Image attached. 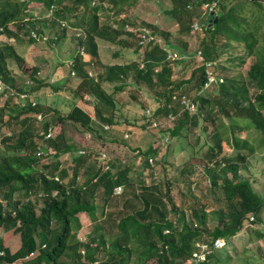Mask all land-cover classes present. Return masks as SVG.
I'll return each instance as SVG.
<instances>
[{
  "label": "trees",
  "instance_id": "obj_1",
  "mask_svg": "<svg viewBox=\"0 0 264 264\" xmlns=\"http://www.w3.org/2000/svg\"><path fill=\"white\" fill-rule=\"evenodd\" d=\"M138 1L0 0V38L7 39L0 41V81L37 102L23 109L17 99L0 94V264H189L199 244L223 239L233 246L243 233L249 234V243L264 239V194L254 187L257 179L248 176L252 163H264V2L172 0L166 14L176 22L179 46L173 48V33L146 23L163 45H138L137 28L128 19ZM207 4L215 5V13L208 12ZM43 25L49 30L47 41L54 45L68 39L69 31L79 32L70 65L77 86L66 113L39 103L46 93L60 91L49 83V76H42L40 67L29 74V88L26 83L18 87L9 69L10 61L19 69L27 62L11 42L21 44L26 37L35 44L32 34L42 39ZM192 40L196 49L190 53ZM99 41L123 50L134 46L135 58L101 72L105 67ZM239 50L243 55L235 56ZM197 52L206 63H216L215 74L223 79L210 89L209 97L204 95L205 64L195 66L187 78L180 77L195 64L189 58L198 61ZM170 53L181 57L169 58ZM98 68L94 78L89 70ZM131 74L136 85L155 93L158 104L151 115L145 113L142 130L156 122L168 141L179 142L186 133L200 132L197 146L189 142L182 149L184 154L192 151L180 165L189 196L179 203L170 177L178 167L161 155L162 147L143 151L132 147L125 135L113 133L120 127L117 99L126 92L125 80ZM105 81L120 85L108 93ZM85 96L94 100L95 119L78 106ZM174 96L189 99L195 112ZM165 121L172 126L163 127ZM72 127L101 140L103 148L116 149V156L91 148L83 136L77 141ZM50 129L55 135L47 139ZM126 130L134 135L133 129ZM104 132L113 137L107 139ZM67 154L71 164L63 167L62 156ZM102 154L108 156L106 164H93ZM139 168L144 177H134ZM197 168L211 191L223 195L225 206L215 212H207L192 193L189 180ZM118 187L123 189L119 196ZM213 214L217 221L211 225ZM222 249L202 264H230L232 257H223Z\"/></svg>",
  "mask_w": 264,
  "mask_h": 264
},
{
  "label": "rangeland",
  "instance_id": "obj_2",
  "mask_svg": "<svg viewBox=\"0 0 264 264\" xmlns=\"http://www.w3.org/2000/svg\"><path fill=\"white\" fill-rule=\"evenodd\" d=\"M264 2V0H261ZM172 8V0H140L138 1L135 6L132 8L129 20L130 22H133L135 26H133L135 29L138 27H145L143 23L146 24H152L157 29H161L164 31H168L173 33V37L170 38V43L173 45V48H177L179 45V40L177 37V27L176 22L174 19H172L169 15L166 13ZM114 16H111L110 19H112ZM40 24V23H39ZM41 25V24H40ZM131 29L132 26H129ZM28 31H31L30 28L27 26ZM44 35L42 39H39L37 37H32L35 40V44H29L28 39L26 37H23V43L16 44L14 41L11 43L15 45L18 53L20 55H23L27 62L24 64L23 68L19 69L17 64L13 61L9 62V69L15 73L17 78V86L24 85L28 81L29 74L33 71L34 67H40L42 69V76L46 77L49 76V83H52V80H54V85L57 83L58 79L53 74L54 66L56 61V65L60 64L59 66H64V70L67 71V73L72 72V69L70 68V64H72V60L69 62L68 59L71 55H74V53L77 50L76 47V41L75 37H78L79 32L76 31H69L68 35L72 39H65L62 40L60 43L54 45L47 41L48 37L50 36L49 30L46 28V25H43ZM6 38H0V41H6ZM99 51H100V61L103 63L104 67L101 69V72H105L108 67H111L113 65H123L126 63H129L131 60L135 58V55L132 53L135 49L134 46L129 48L128 50L120 49L119 47H116L114 45H111L110 43L99 41ZM176 46V47H175ZM196 49L195 41L192 40L190 42V50L189 52L192 53ZM243 55V53L239 50L234 53L235 56L237 55ZM180 55V54H179ZM176 54V59H179L181 56ZM187 55V54H186ZM189 55V54H188ZM186 57L185 55H183ZM191 59V60H190ZM198 59V58H197ZM227 59V58H226ZM224 59V61H227ZM189 61H195V64L186 71L183 75L181 74V78L185 77L187 78L190 74V71L195 66H200L202 63L200 60L196 62L195 58H189ZM67 67H66V66ZM183 64H180L178 66V70H181V67ZM249 65L245 67L244 73L247 72ZM93 69V68H92ZM89 70V72H94L93 77L96 78V75L99 73V68L95 70ZM235 73V72H234ZM92 75V73H91ZM38 76H41L40 74ZM71 77L72 79L75 77ZM76 79V78H75ZM77 82V81H76ZM125 83L127 85V91L125 93H122L118 96V104H117V113L121 116L120 119L122 121H131L134 122L135 128H137L138 132L132 137L129 144L133 145L134 148H140L143 151H146L149 147L155 146L159 147L161 146V155H165L166 159L172 163L173 166L178 167V170L170 173L171 179L175 182V198L176 201L179 203L180 201L184 200L185 195L189 196L187 193V186L185 185V181H183V177L181 175V172L179 171L181 168V164L184 162L185 159L190 157V151L188 149V153H183L182 149L183 147L191 142L192 145H196V140L200 136V132H194L192 134H187V138H185L182 141L178 140H169L167 141V138L169 139V135L162 133V130L159 129H152L147 127L146 130H142L141 126L145 123V113L147 110L154 111L157 109V102L155 100V93L152 90H149L147 87H139L135 84L132 74L130 75L129 79L125 80ZM57 85V84H56ZM120 84L114 83V82H104L103 88L106 90V92L111 93L113 92L114 88L116 86H119ZM77 85H74L68 81L66 87H69L73 89ZM63 93V92H62ZM211 94V90H207L204 92V95L206 97H209ZM46 95L50 96L52 93H47ZM61 97H65V94H59ZM67 95L68 92H67ZM48 96L45 98L48 99ZM89 96H85L84 98L87 99ZM53 99V98H52ZM48 102V100H46ZM89 103V102H88ZM52 106V101L47 103ZM60 104H57L59 106ZM53 107V106H52ZM93 107V105H92ZM69 107L66 106L65 109L60 112L65 113ZM93 115V110L91 112ZM94 116V115H93ZM95 119V116L93 117ZM163 127H169L172 126V124H168L166 121L164 124H162ZM60 128H57V133L59 132ZM136 131V129H134ZM70 131L73 133L75 139L77 141H80V137L83 136V138L86 140L87 144L94 148L95 150H100L103 147V142L99 140L98 138L94 137L92 134L81 132L78 129L72 127V130ZM108 135H105L108 139H111V135L109 132H104ZM126 134H130L132 136L131 132H127ZM185 135V133H184ZM164 143L167 145L164 146ZM256 146H258V143H255ZM110 148V149H109ZM104 147L103 150H106L108 155L116 156V152L111 147ZM81 151V150H80ZM114 153H113V152ZM82 152V151H81ZM187 152V151H186ZM62 158L65 160L66 165L69 166L71 164V156L69 154L62 156ZM97 166H101L102 163L97 160L96 163ZM264 163L261 161H257L256 163H252L250 166V170L248 172V176L250 177V180L257 179V181L254 184L255 189L264 194ZM137 173L134 175V177H144V173L139 168V170L136 171ZM150 178L148 180V183L150 182ZM184 183H183V182ZM190 181L191 188L195 189L192 191V193L195 195L196 199L201 202L202 205L206 206L207 212H215L219 208L225 206V201L223 198V195L221 191L219 190H213L211 191L210 184L205 177V174L202 172L201 168H197V171L195 173V176L192 177ZM189 183V182H187ZM186 200V199H185ZM189 203L192 201L190 199H187ZM264 201V197H263ZM40 208V207H39ZM38 208V209H39ZM217 221V216L213 214L210 217L209 224H215ZM190 222V221H189ZM249 225H247L248 227ZM109 227V225H108ZM109 231L111 229L107 228ZM262 231H264V214H263V222L261 225ZM87 232V229H84L80 235L81 237ZM254 237V236H252ZM249 241V234L243 233L237 238L233 240V246L231 243H226L225 247L220 251L223 255V257H227L229 254L232 257V261L230 264H264V239L258 240L255 239L253 242Z\"/></svg>",
  "mask_w": 264,
  "mask_h": 264
},
{
  "label": "built area",
  "instance_id": "obj_3",
  "mask_svg": "<svg viewBox=\"0 0 264 264\" xmlns=\"http://www.w3.org/2000/svg\"><path fill=\"white\" fill-rule=\"evenodd\" d=\"M208 12L210 13H215V5H205L204 6ZM128 28V27H127ZM193 29L197 30L198 29V24H194L193 25ZM130 31H132L131 29H128ZM135 34L137 36L138 39V45L141 47H145L147 45L150 44H154V45H163V39L160 37H155L150 30H148L145 27H138L135 31ZM33 37H36L34 34H32ZM82 55H84V52H81ZM169 58L172 59H176V54H171L169 55ZM197 58L198 60H200V62L202 64H205L206 66V74H207V82L205 84V89L206 90H210L214 85H216L218 82L222 83L223 79L220 77L218 78L215 74V66L216 63H206L205 59L202 55L201 52H197ZM75 72L72 70L71 72V76H75ZM55 81L52 80V83H54ZM33 85L32 81H27L26 86L29 88ZM0 94L3 95V97L5 99L8 98H15L18 100V103L20 104L21 108L26 109L29 105H31V107H36L37 106V102L35 100L31 99L30 94L28 93H18V91L15 88L10 87L9 85L4 84L2 81H0ZM174 100L176 101H180L182 105L185 106V108L190 111V112H195L196 110V106L194 103H192L189 99H187L185 96H174L173 97ZM87 101L89 102H93V99L90 97H87ZM146 114L149 116L151 115V111L147 110ZM169 119L171 121L174 120L173 116H169ZM37 120L40 123L44 122V117L42 114H38L37 116ZM158 124L156 122L152 123V125L150 126V128L152 129H157ZM104 129L107 131L110 128L108 126H105ZM55 135V132L53 129H50L49 134L47 135V139H52ZM130 136L126 135L125 139H128ZM168 141V139H167ZM81 154H83V152H81ZM99 161L102 163V165H105L106 162L108 161V156L106 154H102L99 158ZM152 163V161H151ZM106 170H110L109 166H106ZM57 182H61L59 178H56ZM123 189L121 187H118L115 189V195L119 196L120 194H122ZM225 245V241L223 239H217L214 241L213 245H209L206 243H202L198 245V251H196L193 255V259L190 261L189 264H202V262H204L207 258V256L209 254H211L214 250H219L222 249Z\"/></svg>",
  "mask_w": 264,
  "mask_h": 264
},
{
  "label": "crops",
  "instance_id": "obj_4",
  "mask_svg": "<svg viewBox=\"0 0 264 264\" xmlns=\"http://www.w3.org/2000/svg\"><path fill=\"white\" fill-rule=\"evenodd\" d=\"M146 28V27H145ZM148 29V28H147ZM149 30V29H148ZM70 36V35H69ZM70 37H68V39H69ZM71 39V38H70ZM72 40V39H71ZM72 57H73V55H71L70 57H69V59H68V61L67 62H69L70 60H72ZM54 63H55V66H54V70H53V74L52 75H55V77L58 79V81H57V85L55 84V86L60 90L59 92H58V94H55V95H50V96H48V95H43V96H41V98L39 99V103L41 104V106H44V108H49L51 105H49V104H47V103H49L50 101H52V106L55 108V109H59L60 111H62L63 109H65V107L66 106H68L69 108L67 109V110H70V108H71V106H72V101H73V97H72V89L71 88H69V87H66V85H67V83H68V81H70L72 84H73V86L74 85H76V81H77V79H72V81H71V72H70V75H69V73H67V71H65L64 70V66H59L58 68H57V65H56V61H54ZM58 65H60V64H58ZM71 65V64H70ZM118 65V64H117ZM119 65H121V64H119ZM124 65V64H123ZM66 66V65H65ZM113 66H115V65H113ZM67 67V66H66ZM97 69H95V71H96ZM73 88V87H72ZM127 91V90H126ZM63 92V93H62ZM67 92H68V94L69 95H67ZM123 93H125V92H123ZM47 94V93H46ZM59 94H65V97H61V95H59ZM46 96H48V99H46L45 97ZM53 98V99H52ZM46 100H48V102L46 101ZM94 101V100H93ZM89 101H87V99L86 98H84V102L83 101H77V103H78V106L79 107H81V108H83L84 110H86V111H88L89 112V114L91 115V117L93 118L94 116L91 114V112H92V109H93V107H92V103L93 102H89ZM57 104H60L59 106H57ZM67 111H65V113H66ZM120 116V115H119ZM118 124L120 125V127H119V132L118 131H116V133H115V131L113 132L114 134H118L119 136H126V135H130V134H126L127 132H128V130H126L127 128H129V130L130 129H133V131H134V135H132V136H130L128 139H132V137L133 138H135L134 136L136 135V133L138 132V130H137V128H135V124H134V122H131V121H126V120H124V121H122V119H120L119 121H118ZM134 129H136V131L134 130ZM107 131H109V130H107ZM103 135L105 134V135H108V134H106V133H102ZM106 137V136H105ZM111 137H113V136H111ZM107 138V137H106ZM108 139V138H107ZM130 139V140H131ZM130 140H129V142H130ZM133 145L134 144H132L131 146L133 147ZM135 147V146H134ZM62 160H64L63 158H62ZM63 167H67V165H66V162H65V160H64V164H63Z\"/></svg>",
  "mask_w": 264,
  "mask_h": 264
},
{
  "label": "water",
  "instance_id": "obj_5",
  "mask_svg": "<svg viewBox=\"0 0 264 264\" xmlns=\"http://www.w3.org/2000/svg\"><path fill=\"white\" fill-rule=\"evenodd\" d=\"M218 16H221V14L219 13ZM211 25V24H210ZM212 26V25H211Z\"/></svg>",
  "mask_w": 264,
  "mask_h": 264
}]
</instances>
